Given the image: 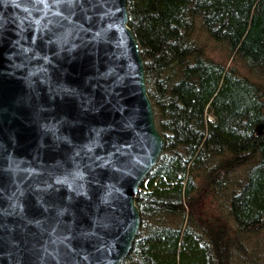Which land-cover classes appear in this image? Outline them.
I'll return each mask as SVG.
<instances>
[{"label": "water", "instance_id": "95a60500", "mask_svg": "<svg viewBox=\"0 0 264 264\" xmlns=\"http://www.w3.org/2000/svg\"><path fill=\"white\" fill-rule=\"evenodd\" d=\"M164 144L126 0H0V264H120Z\"/></svg>", "mask_w": 264, "mask_h": 264}, {"label": "trees", "instance_id": "16d2710c", "mask_svg": "<svg viewBox=\"0 0 264 264\" xmlns=\"http://www.w3.org/2000/svg\"><path fill=\"white\" fill-rule=\"evenodd\" d=\"M164 149L120 264H264V0H126Z\"/></svg>", "mask_w": 264, "mask_h": 264}, {"label": "bare ground", "instance_id": "6f19581e", "mask_svg": "<svg viewBox=\"0 0 264 264\" xmlns=\"http://www.w3.org/2000/svg\"><path fill=\"white\" fill-rule=\"evenodd\" d=\"M141 214V213H140Z\"/></svg>", "mask_w": 264, "mask_h": 264}]
</instances>
